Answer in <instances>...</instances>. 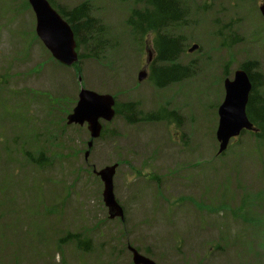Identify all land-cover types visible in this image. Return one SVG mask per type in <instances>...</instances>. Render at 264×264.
I'll return each instance as SVG.
<instances>
[{"label":"rangeland","instance_id":"374dc122","mask_svg":"<svg viewBox=\"0 0 264 264\" xmlns=\"http://www.w3.org/2000/svg\"><path fill=\"white\" fill-rule=\"evenodd\" d=\"M51 1L95 19L73 65L44 46L29 0H0V264H134L129 245L157 264H264V140L244 131L219 152L217 138L242 64L257 62L264 104V0H173L162 32L182 36L189 72L166 87L151 78L155 34L128 24L146 0ZM81 88L179 122L116 113L89 147L87 124L68 123ZM114 164L124 219L95 172Z\"/></svg>","mask_w":264,"mask_h":264},{"label":"water","instance_id":"95a60500","mask_svg":"<svg viewBox=\"0 0 264 264\" xmlns=\"http://www.w3.org/2000/svg\"><path fill=\"white\" fill-rule=\"evenodd\" d=\"M36 15V31L40 40L50 51L52 56L64 65H73L79 59L75 33L64 17L52 7L49 0H29ZM264 15V4L260 7ZM198 48L193 45L189 52ZM150 53V59H151ZM149 59V60H150ZM147 77V72H139V80ZM253 82L245 69H238L233 80L225 79V98L219 108V125L217 138L221 142L219 152H222L231 138L240 135L244 130H255L254 124L247 115V104ZM116 99L111 94H100L87 88H81L78 101L73 113L68 116L69 124L84 125L87 123L91 140L88 146L92 147L94 139L101 136L103 124L101 120L111 121L116 115ZM89 152H86L88 156ZM117 164L107 166L101 171L95 170L104 183L103 200L108 207L110 218L124 219V210L114 193V175ZM134 264H157L151 258L143 255L138 249L129 245Z\"/></svg>","mask_w":264,"mask_h":264},{"label":"trees","instance_id":"16d2710c","mask_svg":"<svg viewBox=\"0 0 264 264\" xmlns=\"http://www.w3.org/2000/svg\"><path fill=\"white\" fill-rule=\"evenodd\" d=\"M51 1V0H50ZM147 8L142 10H133L128 18V24L131 26L134 33L141 35L153 32L155 34L154 42L156 49V56L154 62L151 65V78L153 82L159 87H166L168 84L179 81L181 78L188 75L189 68L178 61V56L182 50V36H172L162 32V27L166 23L167 19L173 18L177 14V6L173 0H146ZM52 6L64 17V19L70 24L72 30L75 33L77 41V50L79 46L85 41L84 31L93 26L94 18L88 16V6L83 3L73 9H65L56 6L51 1ZM171 22V21H169ZM80 55V54H79ZM83 56L80 55V59ZM247 72L251 76L253 82L252 95L247 105V115L251 122L259 130V133L254 134L259 140H264V104L258 107L257 103L254 105V99H258L255 96L257 87L261 84V77L252 72V68H257V62H249L243 64ZM258 85V86H257ZM116 104V113L122 114L127 121L134 123L136 115L139 113L140 121H150L157 119L160 116H167L171 119L175 118L179 122L175 111H169L167 114H158L155 118L153 114H143L141 111H137L136 103H128L122 105ZM160 115V116H159ZM41 154V155H40ZM39 157H30L32 161L37 164H42L43 154L39 153ZM76 238L77 236H72ZM82 243V242H80Z\"/></svg>","mask_w":264,"mask_h":264}]
</instances>
